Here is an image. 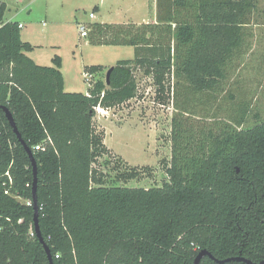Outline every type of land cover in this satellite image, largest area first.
<instances>
[{
    "label": "trees",
    "instance_id": "16d2710c",
    "mask_svg": "<svg viewBox=\"0 0 264 264\" xmlns=\"http://www.w3.org/2000/svg\"><path fill=\"white\" fill-rule=\"evenodd\" d=\"M258 2L157 0L156 22H89L90 44L134 46L136 57L108 68L86 65L88 93L65 91L60 56L41 65L27 54L34 45L21 38L18 21L0 25V106L11 111L37 163L40 229L53 264H194L202 250L210 255L200 264L264 261V119L244 126L245 100L229 118L208 120L191 101L192 93L218 100L247 51ZM6 8L0 2V21ZM137 67L153 76L163 103L168 74L179 80L169 180L108 186L95 166L109 152L96 109L137 96ZM110 68L107 85L98 78ZM140 176L136 167L120 174L124 181ZM33 181L31 157L0 109V264H51L34 204H26Z\"/></svg>",
    "mask_w": 264,
    "mask_h": 264
},
{
    "label": "rangeland",
    "instance_id": "374dc122",
    "mask_svg": "<svg viewBox=\"0 0 264 264\" xmlns=\"http://www.w3.org/2000/svg\"><path fill=\"white\" fill-rule=\"evenodd\" d=\"M100 1L0 0L7 5L2 19L7 21L15 17L24 24L21 35L24 41L31 39L36 43L35 51L29 52L45 61L41 65H51V59L56 55L64 59L67 77L72 78L77 89H81L75 92H85L92 84L85 76L86 65L107 63L114 66L121 60L136 57L134 46L85 45L86 39L79 32V22L88 24L102 19L123 20L125 17H135L140 21L145 19L147 23L157 20L155 0ZM149 1L152 3L151 8L147 6ZM134 2H137L134 4L135 12L126 13L129 12L127 5ZM142 3L146 4V8ZM92 11L96 14L95 18L89 17ZM253 22L257 24L248 27L250 36L247 51L229 73L230 78L224 90L217 95L218 100H214V93L191 94V101H194L192 110L196 116L208 120L212 115L229 118L239 112L240 104L246 100L250 112L244 126L264 119V0H259ZM29 52L27 54L30 56ZM106 72L98 79L106 80ZM134 74L139 86L135 98L109 110L96 109L94 122L104 134L109 152L100 157L95 166L103 171L104 184L108 186H161L169 180L166 166L172 158L173 117L182 105L179 96L178 100L174 97V85L179 80L173 72L168 74V99L163 103L157 99L153 76L146 75L141 67H137ZM232 95L235 99H232ZM133 167L141 170V176L129 181L122 180L120 174Z\"/></svg>",
    "mask_w": 264,
    "mask_h": 264
},
{
    "label": "water",
    "instance_id": "95a60500",
    "mask_svg": "<svg viewBox=\"0 0 264 264\" xmlns=\"http://www.w3.org/2000/svg\"><path fill=\"white\" fill-rule=\"evenodd\" d=\"M111 70H112V68H110L107 71V73H106V83H107V85L110 84V74H111ZM0 109H2L4 111L5 116L8 119L10 125L12 126L14 132L17 134L18 138L20 139V141L22 142V144L24 145L25 149L27 150V152L29 153V155L31 157L32 166H33V172H34L33 198H32L33 203H34V211H35L34 212V227H35V230L38 233L39 239L41 240V242L45 246V249H46V252L48 254L50 263L53 264V257H52V254H51V250L48 247V245L45 243L44 238H43V235L41 233V229H40L39 206H38V200H37V184H38V167H37V163H36V161H35V159L33 157L32 150L21 139V135H20V133H19V131L17 129L16 123H15V120H14V117H13L11 111L7 107H4V106H0ZM206 254H209L210 255V253L208 251L202 250L198 254L197 258L195 259L194 264H200V261H201L202 257L205 256ZM233 260H242V261H245V262H247L249 264H264V261H262L260 263H254L253 261H251L249 259H246L245 257H242V256L230 257V258H226V259H222V260H218V261L220 263H225V262H229V261H233Z\"/></svg>",
    "mask_w": 264,
    "mask_h": 264
},
{
    "label": "crops",
    "instance_id": "0c3cea01",
    "mask_svg": "<svg viewBox=\"0 0 264 264\" xmlns=\"http://www.w3.org/2000/svg\"><path fill=\"white\" fill-rule=\"evenodd\" d=\"M105 1V0H104ZM111 1H115V0H111ZM156 1V7H157V0H155ZM100 2H103V0H101ZM136 3L137 2H134L133 4H130V5H127V7H128V9H129V12H126V13H130V12H135V5H136ZM149 3L150 4H147V6H148V8L150 7L151 8V6H152V3L149 1ZM259 3V2H258ZM258 3H257V8H258ZM135 4V5H134ZM142 6L143 7H145L146 8V4H143L142 3ZM257 8H256V10H257ZM256 10H255V12H256ZM120 14V13H119ZM119 14L117 15V16H119ZM255 14V13H254ZM254 17V16H253ZM15 17H11V18H9V19H7V21H18V20H16V19H14ZM107 18V17H106ZM126 19H123V20H118V19H110V20H106V19H102L101 21H98V22H101V23H127V22H134V23H137V24H142V23H147V20H145V19H143L142 21H140V20H136L135 19V17H125ZM7 21H5V20H1L0 21V24H2V23H4V22H7ZM20 24H23L21 21H18ZM252 24H257V23H255V22H252ZM252 24H250V25H248V27H250ZM23 27H24V24H23ZM248 27H247V30H248ZM21 29H22V27H21ZM22 34V33H21ZM21 38L24 40V37H23V35H21ZM27 39H28V37H27ZM86 39V38H85ZM28 42H30L31 44H33L34 46L36 45V43H33V41L31 40V39H28L27 40ZM85 45H89V46H92V44H90L89 43V41L86 39L85 40ZM99 46H101V47H105V46H109V45H99ZM35 49V48H34ZM32 50V51H35V50ZM32 51H30V52H32ZM29 52V53H30ZM30 57L36 62V63H38V64H45V61H43V60H41V59H39V57H37V56H35V55H32V53H30ZM52 63L51 64H53V57H52ZM84 62V61H83ZM106 62H109V61H106ZM103 66H105V67H110L111 65H109V64H102ZM61 70H62V73H63V77H64V89H65V91H67V92H75V90H81V89H77V87H75V85H76V83L75 82H73V80H72V78H68L67 77V65H66V63H65V61H64V59L62 58V67H61ZM90 88V87H89ZM89 88H88V90H89ZM88 90L86 89L85 90V92H83V93H88Z\"/></svg>",
    "mask_w": 264,
    "mask_h": 264
},
{
    "label": "built area",
    "instance_id": "2783aa9c",
    "mask_svg": "<svg viewBox=\"0 0 264 264\" xmlns=\"http://www.w3.org/2000/svg\"><path fill=\"white\" fill-rule=\"evenodd\" d=\"M96 14L94 11L90 12L89 13V17L90 18H95ZM45 24V23H44ZM1 25V24H0ZM19 27H23V24H19ZM78 28H79V32H80V35L82 37H87L88 35V24L85 23V22H79V25H78ZM86 78L87 79H90L92 77V75L90 74H85ZM36 149H40V145H37L35 146ZM7 175H10L9 172H7ZM10 181H12V179H10ZM8 193V191H6ZM26 204L27 205H33V200H26Z\"/></svg>",
    "mask_w": 264,
    "mask_h": 264
}]
</instances>
